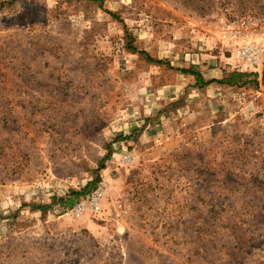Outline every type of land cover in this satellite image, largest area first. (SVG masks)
I'll return each instance as SVG.
<instances>
[{"label":"rangeland","instance_id":"374dc122","mask_svg":"<svg viewBox=\"0 0 264 264\" xmlns=\"http://www.w3.org/2000/svg\"><path fill=\"white\" fill-rule=\"evenodd\" d=\"M263 38L264 0H0V264H264Z\"/></svg>","mask_w":264,"mask_h":264},{"label":"built area","instance_id":"2783aa9c","mask_svg":"<svg viewBox=\"0 0 264 264\" xmlns=\"http://www.w3.org/2000/svg\"><path fill=\"white\" fill-rule=\"evenodd\" d=\"M238 55L248 66L264 65V38L260 39L259 43L248 42L238 52ZM133 158V154H128L126 156V160L130 162ZM104 195L105 191L102 188L93 191L91 194L78 201L75 211L78 214L87 211L98 212Z\"/></svg>","mask_w":264,"mask_h":264},{"label":"trees","instance_id":"16d2710c","mask_svg":"<svg viewBox=\"0 0 264 264\" xmlns=\"http://www.w3.org/2000/svg\"><path fill=\"white\" fill-rule=\"evenodd\" d=\"M112 15H115L114 13H111ZM129 48L132 49L134 52H137V49L135 47L132 46V44L129 43ZM139 53L141 54H144V55H147L149 60L151 61H154L147 52H144V51H139ZM156 62L160 63V64H164L165 62L163 61H157L155 60ZM182 71L185 73V74H190V75H193L196 77V80H197V84L199 86H206V85H210L214 82H218L220 84H226V85H229V86H237V85H240L242 83H246V79L248 77H250L251 74L249 73H245V72H234V73H230L228 74L227 76H225L224 78H222L221 80H210V81H205L204 79V76L203 74L200 72V71H196L194 70V68L192 69H186V68H183ZM263 83H264V74H263ZM111 157V154H108L107 158L106 159H110ZM101 168H104V164L102 163V166ZM97 182V181H96ZM96 182L95 183H91L89 184L86 188H84L82 191H72L69 198L68 199H61L60 200V203L63 204L64 207H67V208H72L76 199L79 198L80 196L82 195H85L87 192H89L90 190V186H95L96 185ZM33 209H36V210H47L48 209V206L46 205H36V204H33Z\"/></svg>","mask_w":264,"mask_h":264},{"label":"crops","instance_id":"0c3cea01","mask_svg":"<svg viewBox=\"0 0 264 264\" xmlns=\"http://www.w3.org/2000/svg\"><path fill=\"white\" fill-rule=\"evenodd\" d=\"M213 71V70H212ZM212 71H207V72H203V75H204V77L205 78H209V79H212V78H218V77H223V71H219V70H215L216 71V75L215 76H213L214 74V72H212Z\"/></svg>","mask_w":264,"mask_h":264}]
</instances>
